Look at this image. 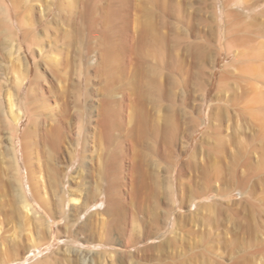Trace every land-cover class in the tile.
I'll return each instance as SVG.
<instances>
[{"label":"rangeland","instance_id":"374dc122","mask_svg":"<svg viewBox=\"0 0 264 264\" xmlns=\"http://www.w3.org/2000/svg\"><path fill=\"white\" fill-rule=\"evenodd\" d=\"M0 264H264V0H0Z\"/></svg>","mask_w":264,"mask_h":264}]
</instances>
